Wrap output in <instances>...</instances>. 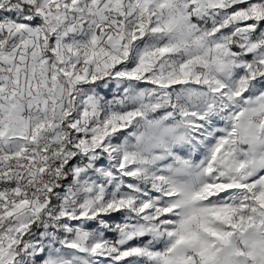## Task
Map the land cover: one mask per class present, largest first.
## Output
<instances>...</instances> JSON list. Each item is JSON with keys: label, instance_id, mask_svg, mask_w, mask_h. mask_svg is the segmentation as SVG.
<instances>
[{"label": "snow or ice", "instance_id": "snow-or-ice-1", "mask_svg": "<svg viewBox=\"0 0 264 264\" xmlns=\"http://www.w3.org/2000/svg\"><path fill=\"white\" fill-rule=\"evenodd\" d=\"M0 264H264V0H0Z\"/></svg>", "mask_w": 264, "mask_h": 264}]
</instances>
